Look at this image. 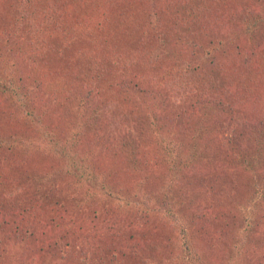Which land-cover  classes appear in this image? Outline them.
Listing matches in <instances>:
<instances>
[{
    "label": "rangeland",
    "instance_id": "374dc122",
    "mask_svg": "<svg viewBox=\"0 0 264 264\" xmlns=\"http://www.w3.org/2000/svg\"><path fill=\"white\" fill-rule=\"evenodd\" d=\"M227 1L228 6L220 9V19L225 20V25L217 32H209L211 43L208 51H204L202 56L196 54L193 60L224 85L228 83L229 87L236 86L230 75L243 72L247 76L252 74L251 85L255 88L251 97H248L251 91L235 96L233 104L227 94L225 99L220 96L222 104L228 105V108H224L221 113L214 112L215 116L211 118L205 117L198 100L206 92L195 86L192 90L188 86L189 82L200 78L198 74L185 73V76L178 64L163 80L162 73L169 69L165 66L168 61L164 48L159 47V51L151 56V52L156 50L151 46L153 38L146 39L143 36L144 45L135 46L138 39L134 40L131 36L127 42L128 53L107 60L111 68L103 69L99 62L100 67L90 86L92 93L82 105L85 112L81 117L92 116V132L86 136L84 145L98 150L96 158L104 169L106 159H112L114 172L110 176L117 194L121 193V196L111 197L105 192L102 198L89 206L86 210L87 220H84L91 225L87 230L76 223L74 225L71 216L64 217L73 221L62 222L57 227L51 225L47 229L40 224L27 226L19 230V237L16 232L0 227V242L5 247V253L0 254L1 264H264V198L259 197L260 191L256 189L253 194L250 192L252 184L260 178L264 179V163H261L258 146L261 144L251 138L263 140L264 145V27L262 31L257 30L263 34L258 49L250 44L237 48L246 39L243 24L237 20L241 18L237 9L247 13V16L250 11H254L255 16L262 17L264 0ZM118 2H124L129 10H133L132 4L134 8L141 6L139 18L132 20L142 27L144 16L145 20L150 21L147 27L143 26V31L146 34L151 31L154 35L155 30L157 35L156 21L160 17H149V13L154 12L158 0H149L150 10L143 0H114L116 7ZM125 15L131 19L129 13ZM229 23L231 28H228ZM28 25V30H32V23ZM181 32L182 35L190 34L183 30ZM236 40L238 42L232 45ZM82 43L74 50L76 59L80 61L85 59V45L89 47L85 40ZM117 45L115 47L123 50L120 44ZM153 48V51H149ZM106 50L107 46L103 45L100 53L105 54ZM130 56L133 60L129 59ZM111 59L113 62H110ZM168 78L169 84L163 85L162 82L165 84ZM109 84L110 88L114 87L112 91H121L120 99L124 100L121 109L116 112L119 115L117 123L112 117L117 106H108V101L104 102L99 97L108 91L104 88H109ZM38 90V83H34L27 92L36 94ZM10 114V105L0 96V134L17 137L20 131L23 135L16 149L0 154V167L20 169L19 175L43 171L53 161L44 160L46 153L42 154L38 150L47 140L40 137L38 132L19 127V123L13 121L16 119L9 118ZM67 114L68 108H64L59 114L49 116L46 130L59 138L70 132L72 119ZM200 123L201 126L210 124L208 135L203 127L200 132L197 131ZM120 130L134 131L137 157L140 160L137 170H126L120 164L123 156L118 150L120 142L124 140L120 138ZM168 130L170 138L195 144L191 140L192 130L193 134L202 137L205 152L213 159L208 160L211 166H206V169L199 167L181 175L183 184L185 182L186 186L193 189L184 192V199L195 196L192 206L185 209L191 219L190 227L186 229L192 234L191 252L180 243V226L175 223L167 226L157 218L156 213L149 214L138 198L141 196L146 200L161 186L168 188L173 183V179L164 183L162 175L167 174L168 167L159 158L156 149L157 142L161 143L165 139ZM240 154L255 160L257 170L244 167ZM61 181L63 184L59 185L66 187L68 192L70 181ZM136 187L142 191L139 193ZM194 187L202 190L203 195H199ZM44 194L53 200L63 201L54 194L52 197L49 192ZM128 201L134 205L136 203V207L126 208L122 205ZM246 201L250 203L245 205ZM241 205L245 206L244 214L238 210ZM249 209L251 211L247 213ZM190 213L196 215V221ZM200 218L203 220L197 221ZM9 236L16 240L19 238V249H12Z\"/></svg>",
    "mask_w": 264,
    "mask_h": 264
},
{
    "label": "trees",
    "instance_id": "16d2710c",
    "mask_svg": "<svg viewBox=\"0 0 264 264\" xmlns=\"http://www.w3.org/2000/svg\"><path fill=\"white\" fill-rule=\"evenodd\" d=\"M158 1L154 12L149 13V17L153 16L157 19L158 16L160 17V20L156 21L158 33L156 35L154 30V36L151 31L147 34L143 31V26L147 27L150 20H145L143 16L142 27L137 21L132 20L138 19L141 14L139 10L141 6L134 8L133 4L131 5L133 10H129L124 2H118L116 7L114 0H4V2L0 0V96H3L11 107L9 118L16 119L13 121L18 122L19 127L34 133L38 132L40 137L47 140L38 150L42 154L46 153L47 157L44 160H53L43 171H33L30 175H19L20 169L0 167V227L2 229L14 231L19 237V230L27 226L40 224L41 227L48 229L51 225L57 227L62 222L74 220V225L76 223L83 230H87L91 226L89 222L84 221L87 220L88 207L102 198L105 192L107 196H121V193L117 194L113 178L110 176L114 172L112 159H106L107 165L104 169L96 158L98 150L94 151L84 145L86 136L92 132L90 129L94 123L92 116L81 117L85 112L82 105L92 93L90 86L98 66L100 67L99 62L101 68H111L107 60L126 55L127 42L130 41L131 36L134 40L138 39V44L135 46L144 45L143 36L146 39L153 38L151 46L156 50L153 51L154 48L149 50L153 51L151 56L157 53L159 47L164 48L165 58L168 61L165 66L169 69H163L165 70L162 73L163 80L178 64L185 76L192 72L198 74L200 78L189 82L188 86L192 90L195 86L206 92L204 96L200 95L198 100L205 117L211 118L215 116L214 112L221 113L224 108H228V105L221 102L226 98V94L233 104H235L233 101L235 96L248 94L251 91L248 95L251 97L255 88L251 85L252 74L247 76L243 72L230 75L229 78L233 79L236 86L229 87L228 83L224 85L220 79L210 75L206 68L202 65L200 67L193 60L196 54L202 56L204 51H208L211 43L209 32H217L225 25V20L220 19V9L226 8L228 1ZM143 3L150 10L149 0H143ZM237 10L241 16L237 20L243 24L244 33H242L246 36L245 41L237 48L250 44L258 49V42L262 41L263 35L258 31H262L264 27V15L258 17L255 16L256 12L250 11L247 16L242 10ZM125 13H129L131 19H128ZM28 23H32L30 31ZM228 28H231L230 23ZM182 30L190 34L182 35ZM83 40L89 44V47L85 45L87 51L85 59L80 61L76 59L74 50L83 44ZM237 42L238 40L232 45ZM117 44H120L123 50L115 47L119 46ZM103 45L107 46L105 54L100 53ZM129 59L133 60L131 56ZM110 62H113V59ZM34 83H38L39 86L37 93L27 92ZM162 83L168 85L169 78L165 84ZM110 87L111 84L109 88H104L108 91L99 97L104 99V102L108 101V106L113 104L117 106L112 116L117 123L119 115L116 112L121 109L124 100L120 99L121 91H112L114 87ZM96 93L99 94L98 90ZM220 96L223 98L220 99ZM64 108H68L67 115L72 119V123L70 132L59 138L47 131L45 125L49 116L59 114ZM202 127L208 135L211 130L210 124L201 126L200 123L197 131L200 132ZM120 131H122L120 138L124 139L122 143L120 142L118 150L123 156L120 164L125 166L126 170H137L140 160L137 157V139L133 136L134 131ZM168 132L169 130L166 131L165 139L161 143L157 142L156 149L159 158L168 167L167 174L162 175L164 183L168 179H173V183L171 187L167 188L163 185L155 190L152 197L146 198L148 201L141 196L138 198L142 207L149 210V214L156 213L157 218L167 226L172 223L180 226V243L191 252L192 234L186 230L190 227L191 219L185 209L192 206L195 196L184 199V192L193 189L186 186L185 182L183 184L181 175H186L199 167L202 170L206 169V166H211L208 160L213 159L207 156L208 152H205L206 149L201 143L202 137L193 134L192 130L191 140L195 141V144H191L188 140L170 138ZM251 138L257 144H261L258 145L259 157L261 163H264L263 140ZM22 139L23 135L20 131L17 137L0 134V154H7L6 150L11 152V149H16ZM240 156L244 167L252 171L257 170L255 160L241 154ZM63 179L70 181L68 192L65 190L66 187L59 185L63 184L61 181ZM136 189L139 193L142 191L139 187ZM255 189L260 191L259 197L264 198V179L260 178L257 183L252 184L250 192L253 194ZM194 190L199 195H203L202 190L196 187ZM44 192H49L52 197L54 194L63 201L53 200ZM249 203L250 201H246L245 205ZM122 205L126 208L136 207V203L134 205L130 201ZM243 207L245 206L241 205L238 210L244 214L246 210ZM250 211L247 210V213ZM190 215L196 221V215L191 213ZM64 216H71L73 220H67ZM74 218L78 221L75 222ZM201 219L197 221H202ZM9 239L12 249H19L17 246L19 238L16 240L9 236ZM3 244L0 242L1 255L5 253ZM1 263L2 258H0Z\"/></svg>",
    "mask_w": 264,
    "mask_h": 264
}]
</instances>
